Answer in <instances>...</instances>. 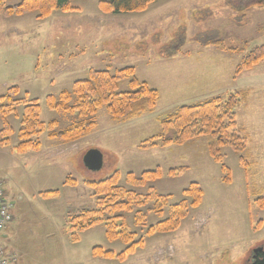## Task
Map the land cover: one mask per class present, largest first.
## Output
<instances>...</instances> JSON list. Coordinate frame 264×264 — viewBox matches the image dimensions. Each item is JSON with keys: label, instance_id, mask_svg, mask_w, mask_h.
<instances>
[{"label": "rangeland", "instance_id": "obj_1", "mask_svg": "<svg viewBox=\"0 0 264 264\" xmlns=\"http://www.w3.org/2000/svg\"><path fill=\"white\" fill-rule=\"evenodd\" d=\"M20 1L6 0L4 5ZM99 1L74 0L79 10H55L47 18H39L37 12L0 15V96L18 86L20 98L39 100L43 122L57 120V129L63 130L80 117L50 109L49 95L59 98L75 81L88 78L92 68L114 72L133 66L141 81L159 91L156 108L116 121L103 107L94 116L96 128L82 139L64 143L51 139L45 129L37 136L38 151L18 152L14 147L24 111L19 106V117H7L16 131L10 144L4 146L0 137V180L15 217L8 229L10 240L3 238L1 243L17 252L25 250L18 264H247L264 244V206L259 201L264 198V60L239 74L244 52L206 43H262L264 7L236 11L228 0H157L141 12L106 13ZM130 89L129 79L120 83L119 91ZM234 92L241 95L236 113L238 133L247 139L243 151L221 147L211 135L181 145L164 146L158 139L157 146L142 147L159 134L176 136L174 129L164 132L161 122L180 106ZM4 123L0 118V130ZM63 146L65 150L57 153L55 149ZM211 146L222 155L231 181H224L227 173L211 155ZM91 150L103 155L100 169H90L84 161ZM158 167L162 177L145 187L127 181L128 172L139 176ZM117 169L120 185L140 192L154 187L158 193L172 194L169 203L186 205V216L171 232L148 234V226L137 224L135 214L127 213L129 229L144 238V246L124 261L93 255L96 246L117 253L127 246L110 240L103 224L77 231L75 241L69 223L82 209L97 206L88 181ZM193 182L204 192L198 207H192L193 198L184 194ZM52 190L59 193L41 196ZM168 216L167 209L162 217L150 213L146 222Z\"/></svg>", "mask_w": 264, "mask_h": 264}, {"label": "trees", "instance_id": "obj_2", "mask_svg": "<svg viewBox=\"0 0 264 264\" xmlns=\"http://www.w3.org/2000/svg\"><path fill=\"white\" fill-rule=\"evenodd\" d=\"M73 1L22 0L17 4L6 6L4 5L6 0H0V15L11 17L37 12L39 18H47L55 10L65 12L79 10L73 5ZM154 1L157 0H100L99 7L106 13L141 12ZM228 5L233 10L244 11L255 7H264V0H228ZM208 44L218 46L225 51L244 52L238 66L239 74L244 69H251L264 60V41L253 45L247 41L242 45H228L224 39H214L208 41L206 45ZM126 79H129L131 89L119 91L120 83ZM19 94V87L12 86L6 94L0 96V118L5 119L4 126L0 130V137L4 146L10 144V136L16 132L7 117L11 115L19 117L18 107L24 106L18 129L19 142L14 147L18 152L38 151L41 141L37 136L45 129H48V136L51 139L64 143L76 142L96 128L97 123L94 116L101 108L106 107L112 119L126 121L154 111L160 96L156 88L137 77L133 66L118 68L114 72L109 69L92 68L88 78L75 81L72 89L63 90L59 98L54 95L47 97L50 109L59 113L78 114L80 117L78 121L68 125L65 129L58 130L57 120H52L49 124L42 121L38 99L20 98ZM240 101V93L234 92L226 98L216 97L199 104L182 105L175 113L163 118L161 122L164 132L174 129L177 133L176 136L166 137L159 134L153 139L146 140L142 147L157 146L158 139L164 146L172 143L181 145L203 135H211L217 139L219 146L229 145L235 151L241 152L247 147V139L238 133L236 108ZM210 153L218 162L222 163V155H218L212 146ZM240 161L248 167L249 162L242 156ZM222 169L227 173L224 181H231L230 170L226 164L222 163ZM171 173L175 172L172 170ZM120 176V171L117 169L101 180L88 181L97 197V206L82 209L69 218V223L75 241L79 240L77 231H85L103 224L106 236L110 240L119 239L127 246L119 253L96 246L92 250L93 255L124 261L129 255L134 254L137 248L144 246V238H137L136 232L129 229L126 220L127 213L135 214L137 224L142 223V225L148 226V234H153L156 231L171 232L186 216V205L183 202L169 203L172 194L158 193L154 187H149L147 192H140L122 186L119 184ZM160 177H162V171L158 167L154 170H145L139 176L128 172L127 181L135 187H145L149 182ZM67 182L76 184L77 181L74 178H68ZM58 193L59 190L46 191L42 192L41 196L51 197ZM184 194L193 198L192 207H198L204 192L197 182H193L184 190ZM259 201H262L261 206H264V198L260 197ZM165 209L169 212L168 217L154 224L146 222V217L148 221L150 213L162 217Z\"/></svg>", "mask_w": 264, "mask_h": 264}, {"label": "built area", "instance_id": "obj_3", "mask_svg": "<svg viewBox=\"0 0 264 264\" xmlns=\"http://www.w3.org/2000/svg\"><path fill=\"white\" fill-rule=\"evenodd\" d=\"M12 203L5 197V191L0 182V234L13 220ZM17 254L0 244V264H10L17 261Z\"/></svg>", "mask_w": 264, "mask_h": 264}, {"label": "water", "instance_id": "obj_4", "mask_svg": "<svg viewBox=\"0 0 264 264\" xmlns=\"http://www.w3.org/2000/svg\"><path fill=\"white\" fill-rule=\"evenodd\" d=\"M84 161L90 169L97 170V169H100L102 167L103 155L98 150H91L85 155ZM260 248L263 249L264 246H260L258 248V250ZM255 253L257 254V251ZM262 264H264V263H262Z\"/></svg>", "mask_w": 264, "mask_h": 264}, {"label": "crops", "instance_id": "obj_5", "mask_svg": "<svg viewBox=\"0 0 264 264\" xmlns=\"http://www.w3.org/2000/svg\"><path fill=\"white\" fill-rule=\"evenodd\" d=\"M204 67H207V65H204ZM210 67H211V66H210ZM201 72L205 74V73L207 72V70H205V71H201ZM209 74H210V73H209ZM209 74H208V75H209ZM210 75H211V74H210ZM55 150H56L57 153H58V152H63V151L65 150V147H64V146H63V147H59L58 149L56 148ZM12 223H13V222H12ZM12 223L9 224L8 227L6 228V230L2 233L0 240H2L3 238H5V240H10V236H9V234H8V229L11 228ZM13 250H14V249H13ZM14 251H15V250H14ZM16 252H17V251H16ZM17 253H18V255H19L18 261H17V262H13V263H11V264H18V263L21 261L22 257H23L24 255H26V254H25V250H24L23 248L20 249V251H18Z\"/></svg>", "mask_w": 264, "mask_h": 264}, {"label": "flooded vegetation", "instance_id": "obj_6", "mask_svg": "<svg viewBox=\"0 0 264 264\" xmlns=\"http://www.w3.org/2000/svg\"><path fill=\"white\" fill-rule=\"evenodd\" d=\"M264 246V244H263ZM259 248V247H258ZM257 248V254L253 252V254L248 258L247 264H262L264 263V248L259 249Z\"/></svg>", "mask_w": 264, "mask_h": 264}]
</instances>
